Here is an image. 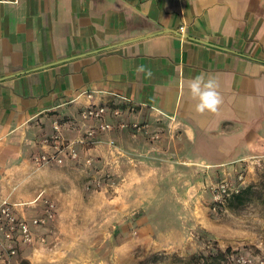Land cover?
Instances as JSON below:
<instances>
[{"label":"crops","instance_id":"obj_1","mask_svg":"<svg viewBox=\"0 0 264 264\" xmlns=\"http://www.w3.org/2000/svg\"><path fill=\"white\" fill-rule=\"evenodd\" d=\"M202 73L219 80L217 113L197 114L183 86ZM88 105H117L121 114L106 118L145 129L78 142L94 123L80 116ZM54 121L78 158L39 166L34 157L57 142ZM85 158L87 186L106 175L110 185L105 171L116 168L124 186L137 184L136 208L166 193L161 177L176 176L183 198V182L263 165L264 0H0V203L22 218L41 214L44 190L31 191L44 168ZM51 222L33 228V245L18 246L11 264L43 255Z\"/></svg>","mask_w":264,"mask_h":264},{"label":"rangeland","instance_id":"obj_2","mask_svg":"<svg viewBox=\"0 0 264 264\" xmlns=\"http://www.w3.org/2000/svg\"><path fill=\"white\" fill-rule=\"evenodd\" d=\"M47 167L31 192L44 190L56 215L44 233L43 255L23 264H241L239 256L264 264V164L224 175L235 180L242 173L243 186L253 190L216 209L209 191L221 176L183 182V198L176 176L161 177L166 193L136 208L137 184L124 186L116 168L105 171L110 185L88 188L94 173L87 165Z\"/></svg>","mask_w":264,"mask_h":264},{"label":"built area","instance_id":"obj_3","mask_svg":"<svg viewBox=\"0 0 264 264\" xmlns=\"http://www.w3.org/2000/svg\"><path fill=\"white\" fill-rule=\"evenodd\" d=\"M90 97V94H87ZM112 118L118 117L121 114V108L105 105H88L80 110V116L83 120L93 121V125L88 126L83 131L78 142L86 143L100 132H109L113 129L128 128L130 130L142 131L145 129V124L138 122H126L122 120L112 121L106 118L107 113ZM60 124L57 121L52 123L54 130L51 139L57 141L53 144L54 150L50 153H43L35 156L34 160L37 165L42 164H62L63 159L68 156L70 159L75 160L78 158V152L74 149V142L64 140L60 135ZM47 141V140H46ZM110 146L115 145L113 139H108ZM85 164L89 167L92 164V158H85ZM103 177V178H101ZM106 176H98L94 178L93 184H89L88 188L102 187L103 182L107 181ZM244 176L238 173L235 180L222 177L210 188L211 201L213 209L220 207L224 200L232 194L238 193L243 187ZM42 202L41 214L34 216L30 219L22 218L16 215L13 205L8 201L0 203V264H11L12 259L18 253V246H31L35 241L33 228L46 226L51 222L56 215V205L54 201L49 198L43 197L40 193L37 197ZM40 242L45 241V236L40 237ZM237 262L241 264H250L251 260L243 256L236 258ZM232 264V263H229Z\"/></svg>","mask_w":264,"mask_h":264},{"label":"clouds","instance_id":"obj_4","mask_svg":"<svg viewBox=\"0 0 264 264\" xmlns=\"http://www.w3.org/2000/svg\"><path fill=\"white\" fill-rule=\"evenodd\" d=\"M144 71L143 66L137 68V72ZM148 75H151L150 71ZM183 86L186 87L190 99L196 101L194 110L197 114L217 113L223 104V97L219 90L220 83L214 75L202 73L190 77Z\"/></svg>","mask_w":264,"mask_h":264},{"label":"trees","instance_id":"obj_5","mask_svg":"<svg viewBox=\"0 0 264 264\" xmlns=\"http://www.w3.org/2000/svg\"><path fill=\"white\" fill-rule=\"evenodd\" d=\"M251 190H253L252 186H243L238 193L230 195L229 197L225 199V201L229 198H232V200L241 202L243 201L245 195L251 193ZM226 264H229V263L227 262Z\"/></svg>","mask_w":264,"mask_h":264}]
</instances>
